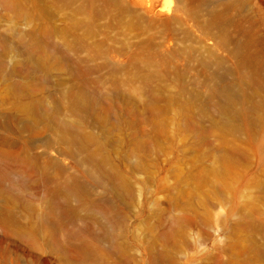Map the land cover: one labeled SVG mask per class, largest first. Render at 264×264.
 <instances>
[{
    "label": "rangeland",
    "instance_id": "obj_1",
    "mask_svg": "<svg viewBox=\"0 0 264 264\" xmlns=\"http://www.w3.org/2000/svg\"><path fill=\"white\" fill-rule=\"evenodd\" d=\"M184 4L185 15L177 0H0V134L31 137L38 162L88 199L50 184L60 228L41 229L15 200L31 238L0 207V264H264V104L247 107L264 102V0ZM204 58L242 84L240 116L208 98ZM77 92L91 109H75ZM21 103L71 122L117 177L92 179L44 122L21 130Z\"/></svg>",
    "mask_w": 264,
    "mask_h": 264
},
{
    "label": "bare ground",
    "instance_id": "obj_2",
    "mask_svg": "<svg viewBox=\"0 0 264 264\" xmlns=\"http://www.w3.org/2000/svg\"><path fill=\"white\" fill-rule=\"evenodd\" d=\"M177 1V11L185 15L187 9L184 0ZM210 25L211 20H208L205 26L209 27ZM249 41V39H244L241 40V43ZM234 53L248 55L242 47L234 48ZM203 62L212 67L211 72H209L210 84L208 88V98L214 100L215 107L221 116H228L230 118L240 116L242 114L241 105L245 100L242 84L225 80L226 71L222 69L219 60L204 58ZM72 103L75 109L87 111L91 109L93 99L83 93L77 92V94L72 97ZM263 104V101H251L248 103L247 107L252 114H257V110L261 108ZM17 111H19V116L16 115V120L20 123L21 130L32 129L37 124L44 122L52 131L56 130L57 135L55 139L57 141L65 142L71 149L74 144L77 145L78 149H76V151L83 153L84 161L91 163L95 168L90 172L94 173L95 171L97 177L92 175V177L90 176L92 179L96 181L109 179L112 177L111 174H113V177H117L115 173L109 171L107 160L101 150L98 147L91 149L90 143L86 141L87 137L78 133L76 127L71 122H55L50 115L44 112V114L41 113L34 104L30 105V103L27 105L21 103ZM7 117L12 118V115L7 113ZM0 126H2L1 123ZM32 148L33 140L31 137L19 141L0 134L1 220L14 219L16 231L30 238L37 232L34 230L32 231L30 226L28 229H25L24 226H21L20 223L17 222L14 205L15 200H19L25 204L27 209L25 213L27 221L30 223L32 220H35L34 223H36L38 229H41L45 224H53L55 227L60 228V224L58 225L55 218L56 205L53 203L54 198L52 200L49 196L51 192L49 189L50 184H53L54 187V197H56L60 189H62L60 194L66 202H70L72 199H76V202L88 201L87 195H81V192L84 193L85 190L81 187L82 184L80 185L76 177H70L69 180L65 178H55V175L53 176L48 170V163L40 164L38 162V156L31 152ZM97 153L104 158L98 157ZM117 181L118 182H115V187L117 186L119 188L124 186L122 179L118 178ZM44 187H46L45 193L38 198V192ZM2 192H4V194ZM36 200H40L39 202L43 204L45 207L44 212L36 211V213H30V209L33 212L35 211L32 207ZM88 204L95 205L96 203L89 201Z\"/></svg>",
    "mask_w": 264,
    "mask_h": 264
}]
</instances>
